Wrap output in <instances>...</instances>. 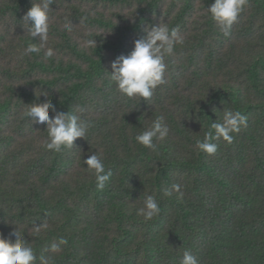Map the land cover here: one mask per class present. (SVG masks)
<instances>
[{"label":"trees","instance_id":"trees-1","mask_svg":"<svg viewBox=\"0 0 264 264\" xmlns=\"http://www.w3.org/2000/svg\"><path fill=\"white\" fill-rule=\"evenodd\" d=\"M37 2L0 0V26H18L0 28V238L14 241L18 228L53 264H180L185 250L198 264H264V0H247L229 36L207 15L213 0H54L46 46L20 59L32 42L22 18ZM160 22L184 44L150 99L127 98L110 63ZM89 34L96 49L84 47ZM40 91L56 112L93 122L72 148L45 150L46 125L23 116L44 102ZM224 110L240 111L247 127L231 144L215 140V154L198 153ZM158 116L170 131L153 152L135 137ZM92 153L112 172L103 191L85 170ZM174 184L182 200L164 195ZM148 195L161 208L151 221L137 215Z\"/></svg>","mask_w":264,"mask_h":264},{"label":"clouds","instance_id":"clouds-1","mask_svg":"<svg viewBox=\"0 0 264 264\" xmlns=\"http://www.w3.org/2000/svg\"><path fill=\"white\" fill-rule=\"evenodd\" d=\"M54 0H39L23 16V24L28 33L30 41L23 48L20 59L33 53L39 54L49 40L51 17L50 5ZM247 4V0H213L207 8V15L213 20L224 36H229L232 26ZM87 20V16L81 18L80 23ZM63 30L72 32L71 20L65 18L62 25ZM146 36L134 41L132 51L124 56H118L110 63V80L114 82L116 89L127 98H139L148 100L153 96L154 90L165 84V72L167 64L166 57L173 54L177 46L184 44V37L178 29H170L166 22H160L145 29ZM97 37V36H96ZM95 37L86 40L84 47L87 49L97 48ZM38 42V43H37ZM45 59L53 56V50L48 48L44 54ZM45 97L44 102L27 105L23 116L37 124L46 125L47 139L42 147L45 150L59 153L63 148H72L77 138H84L90 128L94 126L89 119L82 118L75 112H56L55 106L48 99L47 92H41L38 97ZM50 110L55 113L49 115ZM82 111V110H81ZM242 127H247V117L240 111L224 110L219 122L211 123L209 129L204 133L203 139L197 140L196 147L199 152L213 155L217 151L215 140L222 139L227 144L234 140V134L240 132ZM169 127L164 122L163 116L156 117L151 125L141 133L135 140L141 146L156 152L158 144L154 141H163L169 135ZM85 170L95 177V186L98 191H103L106 183L110 180L112 172L106 170L105 163L100 155L92 153L83 160ZM176 199H183L181 186L172 185L170 190H165L164 195ZM161 208L154 195H148L143 207L137 209V215L142 216L145 221H151L159 216ZM39 232V226L34 227V234ZM14 241L0 238V264H53V255L41 254L39 257L33 247L26 242L24 234L18 228L11 233ZM60 244H67L61 239ZM52 253L60 251L57 244L51 246ZM180 264H198L197 258L189 250L183 253Z\"/></svg>","mask_w":264,"mask_h":264},{"label":"rangeland","instance_id":"rangeland-1","mask_svg":"<svg viewBox=\"0 0 264 264\" xmlns=\"http://www.w3.org/2000/svg\"><path fill=\"white\" fill-rule=\"evenodd\" d=\"M61 13H56V17H58ZM1 30L3 33H9L11 35H15L16 31H18V26H14V25H9V24H5L3 26H0Z\"/></svg>","mask_w":264,"mask_h":264}]
</instances>
